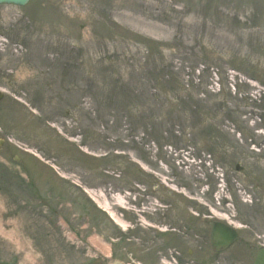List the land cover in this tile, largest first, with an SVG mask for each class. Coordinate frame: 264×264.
Returning <instances> with one entry per match:
<instances>
[{
	"label": "rangeland",
	"instance_id": "rangeland-1",
	"mask_svg": "<svg viewBox=\"0 0 264 264\" xmlns=\"http://www.w3.org/2000/svg\"><path fill=\"white\" fill-rule=\"evenodd\" d=\"M172 72L219 93L210 111L183 124L164 110L158 135L132 131L135 97L111 107L113 87L150 99L156 75ZM168 88L153 102L187 95ZM0 90V264H253L264 243V0L0 5ZM216 221L240 226L222 254Z\"/></svg>",
	"mask_w": 264,
	"mask_h": 264
},
{
	"label": "trees",
	"instance_id": "trees-1",
	"mask_svg": "<svg viewBox=\"0 0 264 264\" xmlns=\"http://www.w3.org/2000/svg\"><path fill=\"white\" fill-rule=\"evenodd\" d=\"M174 85V87H173ZM178 85V87L176 86ZM166 87H169L170 91H179L186 92L187 95L176 96L177 98H165L161 103H154L159 98V92H166ZM121 89L122 92H119L118 89ZM159 88L158 94H151L150 99L145 98L142 100L141 96H144L148 93V90L139 92L137 88H133L128 84H123V86H115L113 90L109 93L110 101L109 105L112 107L117 104L118 98L120 95L130 97L133 95L135 98L128 103L125 109L128 110L129 118L131 120V130L132 131H140L143 128V134L150 139L153 135L156 136L161 133V129L168 123L166 118L164 117V110H168L169 119L174 123H183L189 121V119L193 118H202V116L206 115L209 109V102L219 94L218 92L211 91L214 90L210 84H205L203 80H199L196 82L192 80L188 84H185L184 81L181 82L179 80H175L173 76V72L171 74H157L155 78V86L153 87ZM211 88V90H210ZM162 94V93H161ZM183 94V93H182ZM138 98V99H137ZM140 98V99H139ZM136 100L140 102V105L135 107L133 101ZM136 108H141L140 114H136L134 110ZM148 109L149 112H141L143 109ZM202 124L196 123L195 121L191 123L189 126L195 127L200 132V127ZM207 128V125L203 126L202 129ZM205 145L208 146L210 153H215L216 149L220 145L216 138L209 136L205 138L203 141ZM119 158L118 156H115ZM142 160V158H141ZM240 158L237 159V162H240Z\"/></svg>",
	"mask_w": 264,
	"mask_h": 264
},
{
	"label": "water",
	"instance_id": "water-1",
	"mask_svg": "<svg viewBox=\"0 0 264 264\" xmlns=\"http://www.w3.org/2000/svg\"><path fill=\"white\" fill-rule=\"evenodd\" d=\"M30 0H0V4L25 6ZM4 97L0 92V100ZM2 144V143H1ZM237 232L223 223H216L212 230V246L215 252L229 249L237 240ZM118 264V263H114ZM255 264H264V247L260 246Z\"/></svg>",
	"mask_w": 264,
	"mask_h": 264
},
{
	"label": "bare ground",
	"instance_id": "bare-ground-1",
	"mask_svg": "<svg viewBox=\"0 0 264 264\" xmlns=\"http://www.w3.org/2000/svg\"><path fill=\"white\" fill-rule=\"evenodd\" d=\"M90 196L92 197V199L103 209H105L109 215L113 218V220L122 228H126L127 224L121 219V217H119L114 211L111 210L110 206L108 204H106L104 201H100L101 200V195L96 194L94 191L88 190ZM101 247V246H99ZM104 250V249H103ZM102 250V251H103ZM106 251V250H105ZM107 252H109L107 250Z\"/></svg>",
	"mask_w": 264,
	"mask_h": 264
},
{
	"label": "flooded vegetation",
	"instance_id": "flooded-vegetation-1",
	"mask_svg": "<svg viewBox=\"0 0 264 264\" xmlns=\"http://www.w3.org/2000/svg\"><path fill=\"white\" fill-rule=\"evenodd\" d=\"M184 210L187 211L188 209H184ZM180 220L182 221L183 226L188 224V219L182 217ZM121 259L124 262L129 260V258H121ZM130 259L132 260L133 263L136 264V261L133 258H130ZM170 259H175V258H156V262L155 263L156 264H160V263H163V262H165L167 260H170ZM176 259L178 260L177 264H187L188 263L187 261H188L189 258H176ZM195 261H197L200 264L199 261H201V260H200V258H198ZM195 261H193V262H195ZM253 264H254V262H253Z\"/></svg>",
	"mask_w": 264,
	"mask_h": 264
}]
</instances>
